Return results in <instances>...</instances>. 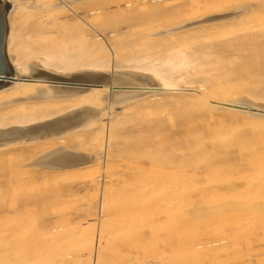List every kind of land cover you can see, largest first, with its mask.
Instances as JSON below:
<instances>
[{
    "label": "bare ground",
    "instance_id": "obj_1",
    "mask_svg": "<svg viewBox=\"0 0 264 264\" xmlns=\"http://www.w3.org/2000/svg\"><path fill=\"white\" fill-rule=\"evenodd\" d=\"M11 1L13 2V5L7 15V21H8L7 36H8V47H9V59L17 75L28 76L29 73L33 71L38 72V70L40 69H45L50 72H55L59 74H70L73 72L94 70V71L109 72L111 75L112 84L113 83L115 84V81L117 79H120L126 82L143 81L145 84L152 83V85L156 83L159 86L156 88H149L147 89L146 92L135 96H128L122 93L115 94L114 92L115 90L111 89V86L108 85H103L101 87H93L83 91L79 90V91L67 93L66 91L63 90L57 91L46 80L18 79L14 81L13 85H10V87H5L0 89V155L6 153L15 146H23L28 150V149H33L35 147L37 148L39 144H42L41 147L42 154L37 156L33 161V163L36 166H39L41 168L40 169L41 173H43L46 176L51 175L57 177L66 174L67 172L78 173L80 170L84 169L83 172L80 171L81 174L79 173L81 177V181L85 185H88L89 182L90 186L93 187L95 191V189H99V186L96 184V180L100 175L99 172H100L101 163L106 164L107 167L105 169L108 168V170L106 171L110 172L111 169L115 166V161L117 162V160L123 157L124 154L129 153V151L130 153L133 152V154L134 151L138 152L135 149L134 151H131L134 147L142 144L144 141H148L150 139L157 137L159 134H160L159 137H161L163 132L160 133L159 130L160 127H164V126H158V124L160 123H154V120L150 121L152 120V118H149L151 115H157V114L159 115V113H166V114L168 113L170 120H173L174 114L172 109L177 108V111H179V107H180L182 112L184 110L187 112L190 111V113L197 112L199 113L200 116L214 115L216 117L220 116L219 118L225 116L243 118L248 122L258 124L259 128H261V132L264 134V89L261 85L264 84L262 83L264 82V77L261 76L260 78L258 76H255L252 78V80H254V78L257 77V80L254 81H259L258 78L261 79L262 82L261 83L260 81L257 82L258 85L256 84L251 85L252 83L248 81L241 83L236 82L234 84H231L229 82L230 81L229 77H231V75L235 71L246 70V69L249 71L252 67L264 66L263 63L264 60L262 61V58L264 57V0H248L244 3H240L235 6H232L231 4L224 6L222 3L223 1L221 0H207L200 2L195 7H188L187 10L183 12L179 11V9L176 10V12L171 10L170 12H168V10H166L165 8L171 5V2L169 3V0H127L124 2V6H125L124 8H126L125 9L126 11L123 9L124 12H121V14L123 13L122 15H124V13H127L126 15H128L129 18H133V16L131 17V13H134L137 16L138 14L140 16V13H142L145 14L149 19L146 22L144 21L145 23L142 21L143 23L139 22V24H135L134 26H131L128 23L132 28L127 29L128 31L126 32H123L118 29L112 30L111 27L121 25V23H119V21L117 20V18L119 19L121 14H118L119 17H116L118 16L117 14H115L116 15L115 17L112 14L113 18L110 19L115 18L116 20H114L113 22L117 23L118 21L119 24L117 23L118 25L117 24L113 25V23H111L113 26L110 27L111 25L109 24L110 19L106 17L105 20L106 21L107 19L109 20L106 23L109 24V28H111V31L108 33L102 31L103 28L102 30L100 29L101 23H103L101 21L102 19L104 20V18H101L102 17L101 14L97 16L95 15L96 17L93 15L94 13L92 14L96 20V22L94 21L95 25L89 22L90 21L89 18L85 19L89 23H87L85 20L80 18H77L74 21V23L73 22L71 23L72 19L71 21H69L65 17L64 19L68 20L67 23L65 22L66 20L60 21V15L62 14L67 15L64 13H66L68 10H72L75 6L82 7L89 0H11ZM112 1L111 2L114 3V0ZM117 3H119V1ZM117 5L120 6V4ZM102 6H104V4H102ZM77 8L79 9V7ZM87 8H89L90 10V7H86L85 9ZM91 9L94 11L93 8ZM74 10L71 11L72 14H74L75 12ZM78 13L80 14V12ZM78 13L76 15H78ZM109 13L105 14V16H109L110 15ZM128 13L130 14V16ZM87 15H89V13H87ZM126 15L124 18L126 19L125 21H128L131 24L134 23V21H132L133 19L132 20L127 19L128 17L126 18ZM155 17H158V19H155ZM68 22H70L71 25ZM103 26L107 27L104 24ZM140 69H146L148 71L145 73ZM255 71L257 70L255 69ZM256 73H258V71ZM249 76L252 77L251 75ZM248 85H250V88L248 87ZM257 87H262V88L260 89L258 88L260 90L258 91ZM169 99L172 100L169 101ZM175 99L178 101H173ZM239 105H243L244 107L246 106L248 108L246 109L239 108L240 107ZM119 107L121 108V110H117V108ZM78 112H81L82 115L72 117L65 122H57L61 119L71 117ZM165 119L166 121H168L167 118ZM191 119L196 120L198 118L196 119L190 118L189 125H191V122H193ZM161 120L165 121L164 119ZM48 122H55V123L38 129L39 128L38 126ZM150 122H153V124H157V125L152 126ZM29 130L32 131L29 132ZM199 130L201 131V129ZM188 131H190L189 128ZM192 136L195 137L196 140L192 139L193 144L185 148L186 149L184 150L185 157H188V155H194L196 158L203 157V160L207 158L205 161L203 160L201 161V159L199 158H197V160L195 159L196 160V163H194L195 165L196 164H198L199 166H201V164L207 165L208 163H205L208 161V157H209L207 153H210V155L212 154L215 156L221 154L226 155L228 153V146L221 145L217 147L211 146V148L207 147L208 144L206 145L207 141L205 140L208 139L204 133L203 134L199 133L197 136L194 135ZM192 136L187 135L186 137L192 138ZM156 141H159V139H156ZM156 141H154L153 144H155ZM153 144L151 143L149 148H151V145ZM146 147L147 146H145L144 149ZM150 151L151 149L147 151H143L145 152L144 153L145 156L143 155V157L157 156L153 154L152 151L151 152ZM135 155L136 154H134V156ZM168 155L166 154L165 157H170ZM135 157L137 158V156ZM143 157L141 156L142 159H144ZM192 157H191V161L190 160L188 161L187 158L183 157V159L180 160V163L186 160L188 163L184 162L183 164L180 165L185 166L188 164L187 166L192 167L193 165L192 161H194L192 160ZM127 158L125 159L122 158L121 160H128L129 158L128 159ZM173 158L176 161V158L174 156ZM142 159L141 161H144ZM159 159L161 158H157V159L146 158L145 160L151 161V160H159ZM198 159L201 163L197 162ZM165 160H168V158H165L164 161ZM170 160L172 161L173 159ZM160 161L159 162L163 165L164 161L162 159ZM230 161H228V163H230ZM213 162L212 163L209 162L210 164L208 166L205 165L206 167L204 166L205 168L208 169V171L207 173H205V171L203 173L207 174L206 176L208 178L204 177L205 174L203 175V178L205 179L207 178V180L208 179L211 180L214 189H216L214 194L213 193L211 194H213L215 197L219 196V193L222 190L224 191L225 190L228 191L230 189L232 190L247 183V181L243 179L244 176L242 175L235 176L237 172L235 175H232V173L230 174V171L227 170H231L233 167L228 168L226 165H224L226 163L225 161L222 162L224 163L222 165V168L223 166L224 167L226 166L227 167V170H225L226 172H221L222 168L221 166H219L221 164H217V162L216 163ZM127 163L129 164L131 162H127ZM239 163H244V161ZM171 164L173 165L174 161H172ZM140 165H138L137 167L143 166ZM233 165L234 164L230 166ZM238 167H240V165H238ZM238 167L236 169H238ZM179 168H183V167L180 166ZM193 168L195 167H192L191 169ZM136 169H134V171H136ZM196 169L199 170L200 168L196 167ZM40 170L38 171L40 172ZM173 170L171 174H173ZM242 170L243 169H241L240 171ZM112 171H115V169ZM209 171L211 174H213V176H209ZM130 173L132 174V172ZM146 173H148V171ZM192 173H190V175ZM200 173L202 172H198L197 174ZM260 173L262 175V180H261L263 184L262 186L264 187V166L262 167V171ZM43 174L42 176H44ZM124 174L122 173L121 175ZM144 174L145 172L142 175H140V177L146 178L147 174L145 175ZM165 174L168 175V173ZM160 175L162 174L160 173ZM175 175L176 174H174V176ZM183 175L181 177L184 179ZM200 175L192 174V178L193 176L200 177ZM152 176L154 177L152 179H155L156 175L155 176L152 175ZM152 176L147 175V178ZM187 177L189 178V176ZM129 178L131 179V176H129ZM144 178L142 179L136 178V179L137 181L138 180L142 181ZM157 178L160 177L157 176ZM170 178H172V176ZM182 178H180V180ZM203 178L202 181L200 182H203L204 185L203 190H205L207 189L205 188L207 186H205L204 182L206 181H204L205 179ZM197 179L198 177L194 179V181ZM16 181L18 183L21 180L18 179ZM146 181L148 180L146 179ZM149 181L151 180L149 179ZM156 181L160 182L161 180L156 179ZM175 181L177 180L175 179ZM185 181H183V183ZM126 183L130 184L131 182L127 181ZM143 183L144 185H146L145 182ZM153 183L150 182V185H152ZM160 183H165V181ZM183 183H179V184L182 185ZM188 184L189 183L186 184L187 186H183V185L182 186L177 185V186L183 188L186 187L184 189H187V187L190 186ZM140 185H142V183ZM197 185L201 186L202 184H197ZM108 186L109 184L107 185V187ZM179 187H175V188L182 189ZM149 190L151 191V189ZM144 191L142 190L143 193ZM198 191H200L199 188ZM95 194H91V195L95 196ZM195 195L200 196L199 193ZM152 196L156 197L155 195L151 194L150 200L153 199ZM210 196L209 197L206 196V197L208 199L214 197V196L213 197ZM259 197L261 198V201H250L246 199V201L226 200L225 202H217L216 199H213V202L211 201L212 202L211 203L209 201L211 199L209 200L205 199V203H207L208 206L203 203L204 206L201 205V207L199 208L196 207L197 209L194 208L192 213L191 211L190 212L188 211V213H191L190 215H193L195 218H197L196 221L199 222L196 221L194 222L197 224L199 223L202 226V228H199L201 230H199L198 232H194V234L193 233L184 234V232L179 234L180 232H178L179 235L176 236L177 232L174 233L176 234L175 236L179 238V240H176L175 239L176 237L174 238L173 233H170L172 236L169 237H173L176 240V242L179 241L178 248L183 254V255L180 254V256L182 255L181 257L178 254H176L175 258L183 257L181 264H192V261L194 259H196L195 261H197V259H200L202 255L203 256L205 255L206 258L207 256L208 257L210 256L211 260L217 261V259H219L217 255L219 254L220 249L225 250L227 252L228 249L232 248V250H229L228 254L226 255L228 256L226 260H230L229 263L227 264H244L245 261L248 260V258H252L254 252L258 251V250H238L243 248L247 244V239H246L247 236H245V234H242L239 231V227L246 220L245 216L247 214H254L256 220L258 221L255 224L256 225L255 230L257 234H255L254 231L252 230V232L255 235L250 237V239L258 240L261 243L264 242V194ZM201 198L202 197H200L199 199ZM243 198H247V197H243ZM153 200L155 201L156 199ZM111 201L105 204L111 205L110 203ZM104 202L105 201H103L102 203ZM144 203H146V201H144L143 204ZM151 203L152 202L146 203L145 205L148 206L147 204L150 205ZM186 203L189 204L188 202ZM198 203H201V201H198ZM141 204L140 205L138 204L139 206L138 205L137 206L140 208ZM179 205H180L179 207L181 208L183 207L184 204L182 205L179 204ZM102 206L104 207V204ZM102 206H101V213L104 212L107 214L108 211L106 212V210L109 208L105 209L104 207L103 209ZM148 208L151 207L148 206ZM88 212H90V210ZM91 212L93 213L94 211ZM188 213L187 214L184 213V214L188 216L189 215ZM182 214L181 217L185 218L186 216L184 217L183 216L184 214L183 215ZM144 215L147 214L146 213L142 214L141 211V216ZM213 216H218V217H213ZM179 220H181V218ZM191 220H195V219H190L188 220L190 221L189 223L186 222L185 223L191 225L190 224ZM180 222L183 223L182 221ZM180 226L182 225H178L177 227ZM81 229L83 228L81 227ZM80 231L82 230H79V232ZM189 232L191 233V231ZM101 234L104 233H102L101 231ZM95 238L96 237L93 238L92 233L91 235H88V237L85 235V233L84 235H82V239L85 245H89L88 247H91V250H88V253L94 252L93 241L95 240ZM142 238L140 240L138 238V241H141ZM208 238L223 240L224 243L222 242L220 246L217 245L211 246L208 245L206 241ZM146 240L148 241V239ZM210 241L212 242L214 240H210ZM146 242L144 244H142V242H139L138 244L135 241V244H137V246L142 244L144 250V248L147 249L146 247L151 246ZM169 242L171 241L169 240ZM176 242L174 243V245L177 244ZM77 244H81V243L78 242ZM77 244L76 246H78ZM95 245L100 246L97 243ZM171 246L169 247L172 248ZM138 247L141 248L140 246ZM138 247L136 251H138ZM79 249L80 248H75V250H79ZM83 250L80 249L79 253L81 254ZM103 250H104V246H103ZM109 251H111L112 253V250ZM174 251L180 252L173 250V252ZM107 252L108 251L103 253L105 254ZM146 252L147 251L142 252L143 254L142 253L141 254L144 257H146V254L149 255L150 253V252L148 253ZM99 253H102V251L101 252L99 251ZM138 253L139 251L137 252V254ZM18 254H21V252ZM76 254L78 253H75V255ZM133 254L131 253V255ZM137 254H135V256L139 257L140 255L138 254L139 255L138 256ZM260 254L263 255L264 253L260 252ZM60 255L61 254H58V256ZM170 255H173V253L171 252ZM256 255H258V253H256L255 256ZM98 256H100V254L99 255L97 254L96 258ZM93 257L91 258V260L93 259ZM110 257H108V259H110ZM129 257L130 255H128V257L126 258L128 259ZM141 257L139 258L141 259ZM53 258H55L53 259L54 261L58 260V258L56 259V257ZM112 258L114 259V257ZM124 258L125 256L123 257V259L121 258V256H119V258L117 259L119 260L122 259L126 261ZM175 258L173 259L175 260ZM221 258L224 259V255L223 257L221 256ZM53 260L51 261V264ZM68 260L71 259L68 258ZM72 260L73 262L70 261L72 262L71 264H75L74 263L76 262L75 260L79 261V259H72ZM83 260H85L86 262L85 261L84 262L87 264L88 259H83ZM134 260L135 259H133L132 261ZM142 260H139L137 262L135 261L133 263L138 264L139 262H143ZM171 260L170 262L175 264V261L174 260L171 261ZM39 261L40 259L38 260L36 259L35 262L39 264L38 263ZM94 261L100 262L99 264H106L102 260V256H101V260L98 261L97 258V260ZM128 261L127 263L129 264L131 261L130 262ZM249 261L251 260L249 259L248 262ZM41 262L42 263L40 264H44L42 260ZM84 262L81 263L80 261V264H85ZM92 262L93 260L91 262L88 261L89 264ZM256 262L258 263V261ZM111 263L112 262H110V264ZM112 264H119V261L117 263L116 262L114 263L113 261ZM143 264H145V262H143ZM248 264H252V263L250 262Z\"/></svg>",
    "mask_w": 264,
    "mask_h": 264
},
{
    "label": "rangeland",
    "instance_id": "obj_2",
    "mask_svg": "<svg viewBox=\"0 0 264 264\" xmlns=\"http://www.w3.org/2000/svg\"><path fill=\"white\" fill-rule=\"evenodd\" d=\"M7 1H9L11 4V7L9 6L10 7L9 11H10L12 8L13 2L11 0H7ZM111 1L112 0H107V1L106 0H89L82 7L81 6H75L72 9V10L75 9L74 14H72V12H71L72 10H68L67 11L68 13L67 12L64 13L67 15H63V14L60 15V21H63L66 19L71 21V19H72L71 23L72 22L74 23V21L77 18H80L83 20H85L86 18H89V20H90L89 22H91V24H94V21L96 22L95 17L97 15L101 14V16H102L101 18H104V20L102 19V21H101L103 23H101L100 29L102 30V28H103L102 31L108 33L111 31V28H112V30L118 29L120 31L126 32V31H128L127 29L132 28V27H130V25L134 26L135 24H139V22L143 23L144 21L146 22L149 19L145 14H142V13H140V16H139V14L137 16L136 14L131 13V17L133 16V18H129L128 15H126L127 13H124V15H122L123 13L121 14V12H124V10L126 9V8H124L125 7L124 2L127 0H114V3H112L113 1L112 2ZM116 1L117 2L119 1V3H117ZM203 1H207V0H169V3L171 2V5H169V7H166V8L164 7V8L166 10H168V12H170V10L176 12V10H178V9H179V11L183 12V11H186L188 7H195L197 4H199L200 2H203ZM221 1H223L222 3L224 6L229 5V4H231L232 6H235V5H238L240 3H244L248 0H221ZM96 3H98V4H96ZM3 4L6 8H9L6 1H4ZM102 4H104V6H102ZM117 4H120V6ZM99 5H101V6H99ZM93 6H95L96 8ZM77 7H79L80 10ZM86 7H90V10H89V8L85 9ZM100 7H102V8H100ZM91 8H93L94 11ZM118 9H119V11H118ZM95 10H97V11H95ZM77 11L80 12V14ZM76 12L78 13L79 16L76 15L77 14ZM81 12H84V13H81ZM101 12H103V13H101ZM87 13H89V15H87ZM107 13H109L110 14L109 16H111V17L105 16V14H107ZM135 13H138V12H135ZM92 14L94 16L95 15L96 16L94 17ZM112 14L114 15V17L116 16L115 14H117V15L121 14L120 17H119V15L116 16V17H119V19L117 18V20L119 21V23H121V25H118L119 24L118 21H117L118 24L113 22L114 20H116L115 18L110 19V18H113ZM132 14H134V15H132ZM84 15H86V16H84ZM125 15H126V18L128 17L127 19H130V20L133 19L132 21H134V23L131 24L130 22L125 21L126 20V19H124ZM129 16H130V14H129ZM173 16H174V14H173ZM64 17L66 19H64ZM106 17H108L110 19V21L108 19L106 21L105 20ZM155 19H158V17H155ZM68 20H66L65 22L67 23ZM120 20H123V21H120ZM108 21H109V24L113 23V25L117 24L118 26H113L111 24L110 27L111 26H113V27L109 28V24L106 23ZM89 22H87V23H89ZM125 22H126V24H125ZM68 23L71 25L70 22H68ZM103 24L106 25L107 27L103 26ZM104 28H107V29H104ZM105 30H107V31H105ZM263 58H262V61L264 60ZM263 63H264V61H263ZM255 69L258 71V73H256L257 71H255ZM140 70L144 71L145 73L148 71L146 69H140ZM249 71L247 69L235 71L231 75V77H229V80H230L229 82L231 84H234L236 82L241 83V82L248 81V82L252 83L251 85H253V84L258 85L257 82H259V81H260V83L262 82L260 78H261V76L264 77V66H258V67L255 66V67H252ZM36 73L37 72L33 71L29 74L31 76V75L36 74ZM255 74H257V75H255ZM249 75H251L252 77H250ZM255 76L260 77V78H258L259 81H254V80H257V77L254 78V80H252V78ZM39 78H43V76H40ZM13 83L14 82H8V83H6V86L1 87V88L10 87V85H13ZM262 83H264V82H262ZM115 84L119 85V87H120V89L118 91H116V90L114 91L115 94L122 93V94L128 95V96L140 95V94L146 92L147 89H149V88H156L159 86L156 83L152 85V83H146L145 84L143 81H127L126 82V81H123L120 79H117L115 81ZM261 85L264 89V84H261ZM248 87L250 88V85H248ZM251 87H253V86H251ZM262 87H257V90L260 91L259 89ZM54 88L57 91H59L58 88H56V87H54ZM63 91L70 93V92H75L78 90L77 89L63 88ZM177 99H179V98H177ZM171 100L169 99V101H171ZM173 101H178V100L175 99ZM239 106H240L239 108H243V109L248 108L246 106L244 107L243 105H239ZM117 110H121V108L119 107V108H117ZM172 110H173V114H174L173 120H170L168 113L167 114L166 113H159V115L158 114L157 115H151L149 117V118H152V120H150V121L154 120V123H160V124H158V126H164V127H160V130H162V128H163L162 131L159 130L160 133L161 132H163V133H162L161 137H159L160 134L157 137H155L156 139H159V141H156V139L153 138L155 140L150 139V140L144 141L142 144L134 147L131 151H134V149L138 151V152L134 151V154H136L135 156H137V158L134 156L133 152L130 153V151H129V153L124 154L125 157L123 156L119 160H117V162L115 161L116 167L114 166L115 168L113 167L110 172L106 171V170H108V168L105 169L107 167L106 164H104V163L100 164V172H99L100 175L98 176V179L96 180V184L99 186V189H95V191H94V188L90 186L89 182H88V185H85L84 183H82L81 177H80V174H81L80 171L83 172L84 169L80 170L78 173L67 172L66 174H63V175L57 176V177L51 176V175L46 176L43 173H41V170H40L41 168L39 166H36L33 163V161L37 156L42 154V152H41L42 144H39L41 146L38 145L37 148L35 147L33 149H28V150L23 146H15V147L11 148L9 151H7L6 153L0 155V264H17V263H20V264H37V262H35L36 259L37 260L40 259V261L38 262L39 264L42 263L41 260L43 261L44 264H51V261L53 259H55L53 257H56V259L58 258V260H55V261L53 260L52 264L53 263L57 264V263H59V261H60L59 264H66V263L71 264L73 262L72 259H79V261L75 260L76 261V262H74L75 264H80V261H81V263L84 262L85 260H83V259H88L89 262H91L93 260V262L90 264H96V263L99 264L100 262H96L94 260H97V258H98V261L101 260V256H102V260L106 264L107 263L110 264V262L113 263V261H114V263L115 262L117 263L119 261V264H125V263H127L128 260H129L128 262L131 261L129 264H135L133 262H135L137 259L142 260V258H143L142 261L145 262V264H171L172 262H170V260L175 258L176 254H178L179 256H180V254H182L180 249L178 248L179 241L176 242V240H179V238H177L176 236H178L179 234H181L183 232H184V234L185 233H189V234L193 233L194 234V232H198L199 230H201L199 228H202V226L199 223L197 224L194 222L197 220V218H195L193 215H190V214L193 212L194 208H196V207L199 208V207H201V205L204 206L203 203L208 206V204L205 203V199H208L206 196H208V197L210 195H211L210 197L214 196L213 194L216 191V189H214V186L212 185L211 180L210 179L207 180L208 177L206 176L207 174H205L208 171V169L205 167L208 166L210 163H212L214 160H215L214 161L215 163L217 162V164H221V165H219V166H221V168H222V165L224 164L222 162H224V161L226 162L224 165H226L228 168L233 167L231 170H227V167L223 166L222 169L220 168L222 170L221 172H226L225 170H227V171H230V174L232 173V175H235L237 172V174L235 176H237V175L244 176L243 179L246 180L247 183L245 185H241L240 187L232 189V190L230 189L228 191L227 190H225V191L222 190L221 192L219 191L220 192L219 196H216V197L214 196L215 198L214 197L209 198L211 200L208 199L210 202L211 201L213 202V199H216L217 202H225L226 200L227 201H246V199H248L250 201H261V198L259 196L264 194V187L262 186L263 184L261 182L262 175L260 173L262 171V167L264 166V134L261 132V128H259V125L256 123L248 122V121L244 120L243 118H238V117L225 116V117L219 118L220 116L216 117L214 115L213 116H208V115L207 116H205V115L200 116L199 113H197V112L196 113H190V111L187 112L185 110L182 112L180 107H179V111H177V108H174ZM79 115H82V113L78 112L71 117L61 119L57 122H65L68 119L75 117V116H79ZM185 115H187V116H185ZM162 116H164V117H162ZM158 117H160V118H158ZM195 117L198 119H196ZM157 118H158V120H157ZM165 118H167V120L169 122L166 121ZM178 118H180V119H178ZM190 118L196 119V120L191 119L193 121V122H191V125H189L190 124V122H189ZM161 119H164L165 121H162ZM55 122H48V123L41 124L40 126H38L39 127L38 129H40L41 127L47 126V125H51ZM164 122L165 123L168 122V123L165 124ZM150 123L152 124V126L157 125V124H153V122H150ZM163 123H164V125H163ZM35 126H37V125H35ZM29 127H31V126H29ZM188 128L191 132L188 131ZM199 129H201V131ZM196 130H198L199 132ZM30 131H32V130H29V132ZM33 131H35V130H33ZM197 133L198 134L204 133L207 136L208 140H205V141H207L206 145L208 144L207 147L211 148V146L217 147V146H221V145L228 146V153L226 155L221 154V155H216V156L212 155V154L210 155V153H207L209 155V157L206 156V157H208V161L205 163H208V164L207 165L201 164V166L203 165L202 167L199 166L198 164L195 165L194 163H196V160L199 157L196 158L194 155H188V157H185L184 150H186L185 149L186 147L193 144L192 139H195V137H193L192 135L197 136L198 135ZM186 134L189 136H192V138H190V137L187 138ZM20 137H22V136H20ZM149 141H151V142H149ZM154 141H156L157 143L155 142V144H153ZM151 143L153 145H151V148H149ZM146 144H149V145H146ZM145 146H147V147L144 149ZM150 149H151L152 153L157 155V156L156 157H143V155L145 156V154H144L145 152H143V151H147ZM141 152H143V153H141ZM166 154L167 155L169 154L168 156H170V157H165ZM207 154H205V155H207ZM181 155H182V157H181ZM141 156L144 159H142ZM146 156H148V155H146ZM173 156L176 158V161L173 158ZM199 156H201V155H199ZM138 157H140L144 161H141V159ZM180 157H181V159H180ZM183 157L187 158L188 161L189 160L191 161V157H192V160L195 161V162L192 161L193 162L192 167H195V168L191 169L192 167L187 166L188 165L187 160L182 161L180 163V160H182ZM122 158L123 159L127 158L128 160H121ZM146 158L147 159L148 158H151V159L152 158H154V159L161 158L163 161L165 158H168V160H165L163 165H162L160 163L161 159L150 161V160H145ZM170 159H173L172 160V161H174L173 165L171 164L172 161ZM199 159H201V161H202L203 157H201ZM199 159L197 162L201 163L199 161ZM137 160H139V161H137ZM205 160H203V161H205ZM234 160H235V162H234ZM228 161H230V163H228ZM243 161H244V163H239V162H243ZM127 162H131V163L128 164ZM184 162H187L186 163L187 165H185V166L180 165V164H183ZM140 163H141V165H140ZM232 164H234V165L230 166ZM138 165H140V166L143 165V166L137 167ZM238 165H240V167H238ZM121 166H123V167H121ZM144 166H145V168H144ZM180 166L183 168H179ZM126 167L129 169H127ZM196 167L200 168L201 170L199 169L200 170L199 171L198 169H196ZM237 167H238V169H236ZM116 168H119V169H116ZM136 168L140 169V170H137ZM114 169H115V171H112ZM134 169H136V171H134ZM194 169L198 170V171H195ZM241 169H243L245 171H243V170L240 171ZM38 170H40V172ZM145 170H147L148 173H146L147 171H145ZM172 170H173V174H171ZM238 170H239V172H238ZM158 171H160V172H158ZM204 171H205V173H203ZM130 172H132V174ZM144 172H145V174H147L149 176H152V175L155 176L156 175L155 179H152V178H154L153 176L147 178V175H146V178L140 177V175H142ZM151 172H154V173H151ZM189 172L190 173L193 172L192 173L193 175H200V174H202V175H200V177L199 176H193V178H192V174L190 175ZM198 172H202V173L197 174ZM122 173L123 174L127 173V174L121 175ZM139 173H141V174H139ZM160 173L162 175H160ZM165 173H168L169 176ZM245 173H247V174H245ZM42 174L44 176H42ZM133 174H135L136 177ZM174 174H176L175 176H177V177H175ZM204 174H205L204 177H207L206 179L203 178ZM182 175H183L184 179L181 177ZM186 175L189 176L191 182L193 181L192 183L190 182L189 178ZM129 176H131V179L129 178ZM157 176H159L160 178H157ZM171 176H172V178H170ZM209 176H213V174H211L210 171H209ZM173 177H175V178H173ZM197 177H198V179L194 181V179H196ZM136 178L137 179L144 178V179L142 181L138 180L139 181L138 182ZM180 178L183 179V180L181 179L182 182H181ZM202 178L205 179L204 181H206V182H204L205 186H207V187H205V188H207L205 190H203L204 189L203 182H200V181H202ZM209 178H211V177H209ZM18 179H20L21 181L17 183L16 180H18ZM146 179L148 181H146ZM149 179L151 181H149ZM156 179L161 180L160 182L165 181V183L157 182L158 180L156 181ZM175 179L177 181H175ZM185 179H186V181H185ZM209 180L211 183L209 182ZM127 181H129L131 183L127 184L126 183ZM153 181H154V183H153ZM183 181H185V182L183 183ZM143 182H145V184L146 185L148 184V185L147 186L144 185ZM150 182L153 184L150 185ZM186 182L189 183L188 185H190L187 187V189H184L186 187H184V188L179 187L181 185L179 183H183L182 184L183 186H187ZM141 183L143 186H146V187H143L142 185H140ZM176 183L179 186H177ZM108 184H109V186H108L109 189L107 187ZM171 184L173 185V187ZM197 184H202V185L199 186ZM154 185H156V186H154ZM191 185H192V187H191ZM195 185H197V186H195ZM158 186H160V187L162 186L163 188L161 187V190H160V187H158ZM103 187H104L105 191L103 190ZM147 187H149V188H147ZM156 187H158V188H156ZM175 187H179L182 189H178ZM189 187H191L192 189ZM208 187H209V189H208ZM9 188L11 189V191ZM140 188H142V189H140ZM164 188H166V189H164ZM198 188L200 191H198ZM149 189H151V191ZM142 190L143 191L145 190L144 193L142 192ZM206 190H208V191H206ZM212 190H213V192H212ZM160 191H161V193H160ZM105 192H107L109 194H107ZM198 193L200 194V196L195 195ZM211 193H213V194H211ZM91 194H95V196L91 195ZM106 194H107V196H106ZM151 194L156 196V197L152 196L153 199H156L155 201L153 199H152L153 201L150 200ZM207 194H210V195H207ZM89 196H91V197H89ZM110 196H112V197H110ZM195 196H197V197H195ZM94 197H96V198H94ZM140 197H142V198L144 197L145 199L144 198L142 199ZM200 197H202V198L199 199ZM243 197H247V198H243ZM95 199H97V200H95ZM106 200H107V202H106ZM202 200H204V201H202ZM208 200H206V201H208ZM99 201H100V203H99ZM103 201H105V202L102 203ZM109 201H111L110 202L111 205L105 204V203H109ZM137 201H138V203H137ZM139 201H140V203H139ZM142 201L143 202L146 201V203L152 202L150 205L147 204L151 208H148V206L145 205L146 203L143 204ZM198 201H201V203H198ZM154 202H155V204H154ZM186 202H188L189 204H187ZM141 203L143 204V207L145 205L146 208L145 207L143 208ZM103 204H104L105 209L109 208L106 210V212L108 211L107 214L104 212L101 213V206ZM138 204L139 205L141 204L140 208L138 207L139 206ZM167 204H169V205H167ZM179 204H181V205L184 204L183 205L184 208L181 207V208H183V209H181L179 207L180 206ZM106 206H109V207H106ZM168 206H170V207H168ZM104 207L102 206L103 209H104ZM141 207L143 210L141 209ZM89 210H90V212H88ZM91 211H94V212L92 213ZM141 211H142V214L146 213L147 215L141 216ZM188 211L189 212L191 211V213H188ZM97 212H98V214H97ZM147 212H149V213H147ZM180 213L181 214L182 213L183 214L188 213L190 216L189 215L186 216V214H184V215L182 214L184 217L186 216L185 218H183V217H181ZM191 216H192V218H191ZM84 217L85 218L87 217V218L85 219ZM213 217H218V216H213ZM245 217H246V220L239 227V231L242 234H245V236H247V238H246L247 244L243 248L238 249V250H258L257 252L253 253L254 255L252 256V258H248V260L250 259L251 261L248 262V260H246L245 263L248 264L251 262L252 264H264V260H263L264 254L263 255L260 254V252L264 253V252H262V251H264V245H263L264 242L261 243L258 240H254V239L251 240L250 239V237L257 234L256 230H255V227H256L255 224L258 221L256 220V217L254 214H247ZM180 218H181V220H179ZM189 218L195 219V220H191V223H190L191 225L186 224V223L190 222V221H188V220H190ZM182 219H184L186 221H184ZM198 219H200V218H198ZM180 221H182L183 223H181ZM81 222H82V224H81ZM89 222H91V223H89ZM196 222H199V221H196ZM192 223H195V224H192ZM87 224H89L90 226ZM178 225H182V226L177 227ZM186 225H188V226H186ZM78 226H80V227H78ZM81 227L83 229H81ZM79 230H82V231L79 232ZM252 230L254 231L255 234L252 232ZM89 231H90V234H89ZM101 231L104 234H101ZM189 231H191V233ZM178 232H180V233L178 234ZM84 233L87 237H88V235H91V233L93 235V238L96 237L95 240L93 239L94 240L93 241V249H94L93 253L94 254L90 253V252L88 253V250H91V247H88L89 245H85V243L82 239V235H84ZM170 233H173L174 238L176 237L175 238L176 240L173 237H169V236H172ZM174 233H176L177 235ZM106 236H107V238H106ZM139 236L141 238L144 237L145 239L142 238L141 241H138V238H139V240L141 239ZM78 238H80V239H78ZM105 239H107L108 241ZM134 239L138 244H139V242H142V244H144L147 241L146 239H148V241L146 243L150 244L151 246L150 247L148 246L149 248L146 247L147 249L144 248V250L147 251L146 253L150 252L149 255L146 254L147 258L142 255L143 254L142 252H145L143 250V245L142 244L138 245L141 247V248H139L137 246V244H135ZM100 240H101V242H100ZM103 240H105V241H103ZM169 240L173 244L171 242H169ZM210 240H214L215 242L212 241L213 242V244H212V242ZM109 241H111V242H109ZM166 241H168V242H166ZM206 241H207L208 245H211V246L212 245L213 246H216V245L220 246L222 242L224 243L223 240H216L213 238H211V239L208 238ZM209 241H210V243H209ZM76 242L77 243L80 242L81 244H77ZM104 242L108 245H106ZM164 242L167 243V246H166V243H164ZM175 242L177 244L174 245ZM96 243L99 244L101 246V248L98 245L96 246L95 245ZM76 244L78 246H76ZM153 245H155V246H153ZM103 246H104V250H103ZM145 246H147V245H145ZM169 246H171L172 248H170ZM137 247H138V251H139L138 254L140 256L137 254V252H138V251H136ZM75 248H80L81 250L84 249L83 250L84 253L81 252V254H82L81 255L79 253L80 249L75 250ZM72 250H75V251H72ZM98 250L100 252L102 251V253L106 252V251H108V252L105 254L104 253L102 254V253H99ZM109 250H112V253H114V254H112L111 251H109ZM127 250H130V251H127ZM170 250L174 256L170 255V253H171ZM173 250L180 251V252H175V251L173 252ZM229 250H232V248L228 249L227 252L225 250L220 249L219 254L217 255L219 258V259H217L218 262L216 260H211L210 256L209 257L207 256V258H206L205 255L204 256L202 255L200 257V259H197V261H195L196 259H194L192 261V264H195V263L196 264H203V263L204 264H210V263L211 264H215V263L216 264H221V263L227 264L230 261V260H226V258H228V256H226V255L228 254ZM19 251L21 252V254H18V253H20ZM56 251H58V252H56ZM131 251H133V252H131ZM75 253H78V254L75 255ZM131 253L132 254L134 253V254L131 255ZM256 253H258V255H256V256H259V255L260 256L256 257L255 256ZM58 254H61V255L58 256ZM68 254H70V255H68ZM97 254L98 255L100 254V256H98L96 258ZM135 254H137L139 257H141V256H143V257H141V259H140L139 257H136ZM9 255L12 257H10ZM128 255H130L131 258L129 257L127 259L126 257H128ZM223 255H224V259L221 258V256L223 257ZM261 255H262V257H261ZM88 256H90V257H88ZM110 256L114 257V259ZM119 256H121L122 259L125 256L124 259L126 261L120 259L121 260V263H120V260L117 259V258H119ZM169 256L170 257L173 256V257L170 258ZM179 256H177V257H179ZM14 257H16V258H14ZM92 257H93V259L91 260ZM108 257H110V259H108ZM68 258H70L71 260H68ZM182 258H175V260L174 259L173 260L175 261V264H181ZM201 258H203V259H201ZM49 259H51V260H49ZM133 259H135V260L132 261ZM139 260H137V261H139ZM173 260H171V261H173ZM222 260H224V261H222ZM70 261H72V262H70ZM88 261H87V264H89ZM256 261H258V263ZM143 262H139L138 264H143ZM199 262H202V263H199Z\"/></svg>",
    "mask_w": 264,
    "mask_h": 264
},
{
    "label": "water",
    "instance_id": "obj_3",
    "mask_svg": "<svg viewBox=\"0 0 264 264\" xmlns=\"http://www.w3.org/2000/svg\"><path fill=\"white\" fill-rule=\"evenodd\" d=\"M4 1L8 4V7H11L9 1L0 0V88L6 86V83L14 82L18 79H42L59 90L67 88L83 91L103 85L111 86V89L116 91L120 89L119 85L112 84L111 75L106 71L87 70L70 74H59L40 69L36 74L31 76L30 74L28 76L17 75L9 59L7 15L10 7L6 8L3 4ZM40 76H43V78H39Z\"/></svg>",
    "mask_w": 264,
    "mask_h": 264
}]
</instances>
